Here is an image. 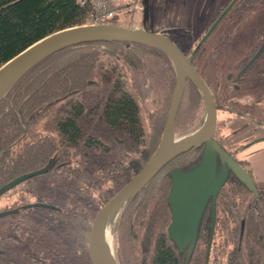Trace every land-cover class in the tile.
I'll use <instances>...</instances> for the list:
<instances>
[{"label": "trees", "instance_id": "16d2710c", "mask_svg": "<svg viewBox=\"0 0 264 264\" xmlns=\"http://www.w3.org/2000/svg\"><path fill=\"white\" fill-rule=\"evenodd\" d=\"M83 1L0 0V66L55 31L87 24L91 3ZM133 11L110 22L122 24L121 18L130 20ZM145 25L149 27L148 21ZM176 81L172 58L157 47L94 41L49 55L1 97L0 187L45 168L32 178L39 179L37 186L46 194L30 187L32 178L27 179L13 187L15 202L33 198L54 204L60 199L56 208L28 210V224L37 236L29 238L42 241L32 252V264H92L83 235L68 227L65 217L83 206L97 212L143 167L159 145ZM95 117L107 127L108 138L86 126ZM204 119L203 95L187 79L176 135L196 131ZM198 146L170 161L122 207L114 247L119 264H264V201L243 181L225 184L213 230L212 215L204 217L191 250L189 245L180 249L169 237L171 172L197 165ZM81 175L84 186L75 181ZM71 205L72 212L67 208ZM59 214L65 215L63 220Z\"/></svg>", "mask_w": 264, "mask_h": 264}, {"label": "water", "instance_id": "95a60500", "mask_svg": "<svg viewBox=\"0 0 264 264\" xmlns=\"http://www.w3.org/2000/svg\"><path fill=\"white\" fill-rule=\"evenodd\" d=\"M143 10L144 21L141 27H131L112 22L70 26L37 40L0 66L1 99L27 71L40 61L58 50L84 42L120 40L145 43L167 53L175 64L177 81L159 145L143 167L97 211L88 239V253L92 264H119L112 250L110 257L107 254H104L102 257L98 251L101 249V247L99 248V236L105 221L131 201L170 161L193 147L203 143L206 145L200 162L188 171L173 170L171 172L172 181L168 194V202L172 214L167 231L169 237L176 242L180 249L185 248L187 245H189L190 250L194 247L198 236L199 224L210 199L213 201L210 225L212 230L214 228L216 217L215 200L228 174L227 169H223L216 176L217 153L223 156L228 168L239 175L250 188L256 189L254 180L248 171L213 138L217 126L215 99L210 87L193 64L195 53L202 41L198 43L190 55L186 54L167 34L154 31L145 25V22L150 20L149 0H143ZM187 79H190L199 88L205 100L204 123L196 131L179 138L183 139L182 142L173 146L165 145L164 140L168 136L166 135L167 133L171 139L176 138V116L185 91ZM44 171L45 168L37 169L12 179L0 187V195L20 182L37 176ZM32 205L54 207L52 204L44 202H36ZM3 214L0 213V215Z\"/></svg>", "mask_w": 264, "mask_h": 264}, {"label": "flooded vegetation", "instance_id": "af4514ba", "mask_svg": "<svg viewBox=\"0 0 264 264\" xmlns=\"http://www.w3.org/2000/svg\"><path fill=\"white\" fill-rule=\"evenodd\" d=\"M215 1L216 5L212 15L210 17H208L209 15L206 16L203 20L204 29L198 41L191 51L187 53L183 51L190 55L198 43L202 41L195 53L193 64L210 87L215 99L217 126L213 138L248 171L256 187L255 190L250 188L239 175L228 168L223 156L217 153L216 170L218 174L223 169H227L228 171L220 191L225 184L231 181H243L249 190L261 196L264 201V184L261 185L260 180L255 176L253 167L247 158L239 154L254 143L264 140V14L262 25L258 26L262 30V33L258 35V39L250 43V46L241 57L231 59L226 48L235 34L232 33V29L234 26L235 28L249 26L248 24L255 18V13L252 12L251 8L255 7L260 0ZM262 2L264 8V0ZM209 30L211 31L209 32ZM219 55H222L224 59L221 68L228 67L227 62L229 63L230 60L231 65H233L231 67L232 71L224 73L223 69L218 70L217 66L213 68L210 66V64H217V56ZM188 80L196 86L190 79ZM205 148L206 145L204 143L198 146L196 152L201 153V156L197 160H201ZM12 189L2 194L7 195L5 199L7 202L0 207V213H4L0 216H6L8 220L6 225L0 230V264H26L28 259L36 255L25 249L23 252L20 251L22 255L14 256L11 250L25 243L23 241L24 237L21 236L25 231L22 228V221L26 220L28 210L31 207L42 206H34L32 204L36 202H48L44 200L29 201V199H20L15 202L18 200V197L12 192ZM218 195L215 200V213ZM49 204L52 203L49 202ZM52 205L55 207L54 204ZM212 212L213 201L210 199L201 220L204 217H211Z\"/></svg>", "mask_w": 264, "mask_h": 264}, {"label": "rangeland", "instance_id": "374dc122", "mask_svg": "<svg viewBox=\"0 0 264 264\" xmlns=\"http://www.w3.org/2000/svg\"><path fill=\"white\" fill-rule=\"evenodd\" d=\"M117 1H125L133 5V3H138L143 6V0H117ZM216 1L215 0H149L150 7V20L148 21V26L150 29L161 32L163 30L165 34H167L171 39H173L186 53L191 51L196 42L198 41L201 33L204 29L203 20L206 16L210 17L215 9ZM263 2H260L252 7L251 10L255 13V18L252 19L251 23H249L248 27L245 28H235L232 29V33L234 37L232 38L230 44L227 46L226 51H228L229 58L236 59L241 57L245 50L250 46L253 40L258 39V35L262 33V30L258 26L262 25L263 21ZM133 13L130 17V20H124L125 18H121V22L123 25L131 26V27H141L142 22L144 21V10L143 8H134ZM126 21V22H125ZM130 24L132 25H128ZM125 23V24H124ZM222 53V52H221ZM224 54V53H223ZM216 60V58H215ZM224 61L222 55L217 56V64L210 66L213 68L217 66L218 70H222V62ZM228 61V59H227ZM211 63V62H210ZM228 67H224L223 72L228 73V71H232L233 65H231V61L227 62ZM231 65V66H229ZM206 111V104H205ZM89 129L92 131H96L97 133L103 135L105 138L109 137V131L107 127L102 123L100 119L90 118L89 122L86 124ZM190 134V133H188ZM186 134V135H188ZM186 135H176V138H181ZM240 156L247 158L248 162L253 167V171L255 176L260 180L259 182L264 184V140L258 141L253 145L246 148L244 151L239 153ZM200 160V159H199ZM198 160V161H199ZM216 176H218V172L216 170ZM39 179L32 178L27 184L32 187L36 186L39 193H44V189L41 186H37V182ZM77 185H85V179L81 176L76 178ZM46 194V193H44ZM7 195H2L0 197V207L2 204L7 202ZM55 203H60V199L56 198ZM34 199L32 198L31 201ZM54 203V204H55ZM70 208L72 212V205L67 206ZM120 212H116L106 224V232L110 235L111 238V250L114 252L115 247V237L118 234L117 221L120 217ZM97 212H93L89 207L83 206L82 209L78 207V212L76 215L65 217L63 214H59L58 216L63 220L65 217V221L68 224L67 226L73 230L78 231L83 236L80 237V240L85 243V247L88 246L89 233L91 229L92 222ZM27 217V216H26ZM29 217V215H28ZM28 217L23 222V227L25 231L22 233L23 243L19 247L12 248V254L14 256L22 255L25 249H28L31 253L37 252V246L42 244V241L33 243L32 239L29 237H37L34 233H36L35 227H31L28 224ZM8 217L0 216V230L6 225ZM113 222V223H112ZM31 233V234H30ZM59 232H55L53 236L58 237ZM29 235V236H28ZM33 244V247L29 246ZM33 248V249H32ZM18 249V250H17ZM21 251V252H20ZM20 252V253H19ZM71 252L66 253L69 260H72ZM22 259V257H21ZM25 259V258H24ZM63 259V258H62ZM26 260V259H25ZM50 263V262H49ZM52 264H64L65 261L53 260ZM26 264H32L31 260L28 259Z\"/></svg>", "mask_w": 264, "mask_h": 264}, {"label": "built area", "instance_id": "2783aa9c", "mask_svg": "<svg viewBox=\"0 0 264 264\" xmlns=\"http://www.w3.org/2000/svg\"><path fill=\"white\" fill-rule=\"evenodd\" d=\"M82 3L84 2L81 0ZM91 11L88 16L87 23L110 22V19L118 14L134 8H143L141 4L133 3V5L125 1L117 0H90Z\"/></svg>", "mask_w": 264, "mask_h": 264}, {"label": "bare ground", "instance_id": "6f19581e", "mask_svg": "<svg viewBox=\"0 0 264 264\" xmlns=\"http://www.w3.org/2000/svg\"><path fill=\"white\" fill-rule=\"evenodd\" d=\"M166 135L168 136H166L164 140L165 145L173 146L183 141V139H176V138L171 139L168 133ZM109 218L105 221V224L99 236V248L101 247V249H99L98 251L102 257L104 256V254L105 255L107 254L110 257V253H111V249H110L111 238L108 232H106V224L108 223Z\"/></svg>", "mask_w": 264, "mask_h": 264}, {"label": "crops", "instance_id": "0c3cea01", "mask_svg": "<svg viewBox=\"0 0 264 264\" xmlns=\"http://www.w3.org/2000/svg\"><path fill=\"white\" fill-rule=\"evenodd\" d=\"M161 32H164L163 30H161Z\"/></svg>", "mask_w": 264, "mask_h": 264}]
</instances>
